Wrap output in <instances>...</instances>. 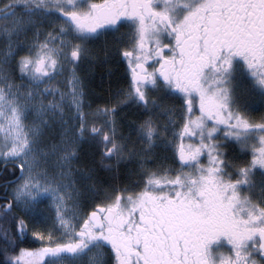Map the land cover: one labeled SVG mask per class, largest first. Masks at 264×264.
<instances>
[{
	"label": "snow or ice",
	"instance_id": "obj_1",
	"mask_svg": "<svg viewBox=\"0 0 264 264\" xmlns=\"http://www.w3.org/2000/svg\"><path fill=\"white\" fill-rule=\"evenodd\" d=\"M259 109L264 0H0V264H264Z\"/></svg>",
	"mask_w": 264,
	"mask_h": 264
},
{
	"label": "trees",
	"instance_id": "obj_2",
	"mask_svg": "<svg viewBox=\"0 0 264 264\" xmlns=\"http://www.w3.org/2000/svg\"><path fill=\"white\" fill-rule=\"evenodd\" d=\"M103 42V38L100 40L96 41L92 47H98L101 43ZM106 68H111L113 71V76L111 77L112 80H116L117 78H120L121 82L126 84V70H125V63H120V64H109L105 66H99L95 69L94 74L91 77L90 80V88L94 89L96 92L100 91L101 88V81L103 80L104 82H107L110 77L107 74ZM82 74H84V66H81V69L79 70ZM106 86V83L103 85ZM180 102H176L177 108L180 107ZM179 119V117H178ZM98 158V157H97ZM171 163V162H170ZM134 168L133 164H128L127 166L121 165L119 172L117 173V178L114 181L117 185H122L124 183H127L126 179V173L128 172L129 169ZM99 179L102 182H107L110 183L111 181V173H108L104 171L103 169H100L97 173ZM134 179L136 177H133ZM106 183V186H107ZM2 188H0V195H3V192L1 191ZM27 221V228H26V234L24 237V242L20 245V247L24 248H36L42 246V244L38 241H36L33 237H31V232L34 230H37L38 227H42V222L37 219H32L30 217H25Z\"/></svg>",
	"mask_w": 264,
	"mask_h": 264
},
{
	"label": "rangeland",
	"instance_id": "obj_3",
	"mask_svg": "<svg viewBox=\"0 0 264 264\" xmlns=\"http://www.w3.org/2000/svg\"><path fill=\"white\" fill-rule=\"evenodd\" d=\"M58 79L63 80L64 77L61 76V77H58ZM197 109H198V105H197ZM197 112H198V110H197L194 114H195V115H198ZM190 142H194V141H187V140H185V143H190ZM177 144H179V140H177ZM169 155H171L170 152H169ZM169 162H171V161H169ZM37 220H40V221L42 222L41 219H37ZM42 224H43L42 227H38V229H37V230H34L33 232H37V231H39V232H44L45 235H47V230H48V228H49V223L42 222ZM33 232H31V237H33L36 241L40 242L38 238H36V237L33 236ZM55 235H56V236H59V233H56ZM40 243H41V242H40ZM42 246H43V245H42ZM42 246H40V247H42ZM40 247L31 248V249H37V248H40Z\"/></svg>",
	"mask_w": 264,
	"mask_h": 264
},
{
	"label": "flooded vegetation",
	"instance_id": "obj_4",
	"mask_svg": "<svg viewBox=\"0 0 264 264\" xmlns=\"http://www.w3.org/2000/svg\"><path fill=\"white\" fill-rule=\"evenodd\" d=\"M94 2H97V3H99V2H101V0H94ZM126 29H121V31L123 32V31H125ZM125 63V70H126V67H127V65H126V62H124ZM126 80H127V73H126ZM176 102H178V101H175V103ZM180 102V101H179ZM181 103V102H180ZM198 113V112H197ZM199 114V113H198ZM252 115L256 118V121L257 122H259V117L261 116V115H264V109H259V110H256V111H252ZM249 159H250V157H248ZM204 160H205V162H206V157L204 158ZM174 166H176V167H178L179 165L178 164H176V165H174ZM1 191L3 192V190L1 189ZM33 232V231H32Z\"/></svg>",
	"mask_w": 264,
	"mask_h": 264
}]
</instances>
